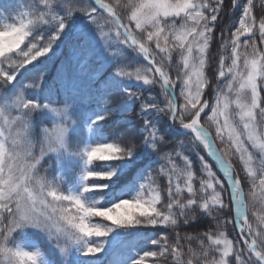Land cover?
<instances>
[{
  "label": "snow or ice",
  "instance_id": "obj_1",
  "mask_svg": "<svg viewBox=\"0 0 264 264\" xmlns=\"http://www.w3.org/2000/svg\"><path fill=\"white\" fill-rule=\"evenodd\" d=\"M255 8L16 0L0 9V264H264ZM232 11L238 19L222 26Z\"/></svg>",
  "mask_w": 264,
  "mask_h": 264
},
{
  "label": "trees",
  "instance_id": "obj_2",
  "mask_svg": "<svg viewBox=\"0 0 264 264\" xmlns=\"http://www.w3.org/2000/svg\"><path fill=\"white\" fill-rule=\"evenodd\" d=\"M15 3H16V0H0V9H3V8L11 9L12 7H15ZM225 3L227 5L228 3H230V0H225ZM255 3H256V8L254 9V11L257 14L264 13V6H261L260 0H255ZM238 16H239V12L238 11L230 12L228 15L225 16V19H224V21L222 23V26H228L229 24L233 23L234 21H236L238 19ZM243 39H245V38L242 37V40ZM213 43H214V46H215V41ZM65 54H66V50H65ZM177 58H178L177 55L174 53V61ZM217 61H218V57H217ZM59 66H60V58L55 59L53 62H51L49 64L48 73H47V78L49 80H51L55 76L56 71L59 68ZM29 67H31V65ZM215 67H216V62L214 61L213 64H212V69L210 70V74H214ZM171 75L173 77H175V75H176L175 70H173L171 72ZM155 91H158V89H156ZM206 93H207V90H206ZM262 94H264V93H262ZM206 111H207V109H206ZM35 122L37 124L48 125L49 120H48L47 117H43V116L37 115L35 117ZM170 135H174V134L170 133ZM76 139L79 140L80 137H76ZM179 139L183 140V139H185V137L181 136V137H179ZM233 162H234L235 166L237 167V171L240 173V176H241V179H242V183L246 185L245 190H247L248 184L246 182V178L244 176V173H243V170H242V166L239 164V161L235 157H233ZM98 163H102V162H98ZM160 183H161V186L164 187L166 185V179L161 177L160 178ZM251 218L252 217L250 216V219ZM203 230H204V226L203 225H201L200 227L194 229V231H203ZM152 231H157V230H152ZM159 231L164 232V231H170V230L160 229ZM183 231H193V229L192 228H186ZM227 231H228L229 238H233V236H235L237 234V230L234 229L233 225H229ZM34 239H36L39 243H41V245L43 247L45 246L46 243H45V241L42 238L34 237ZM129 240L131 241V238H129ZM131 244L133 246L137 245L139 248H142L143 250H147V247H144V242L143 241H139V242L131 241ZM149 246H152V245H149ZM152 247L157 249V246H152ZM241 247H243V244H241ZM122 251H124V250L120 251V253H119L120 255H123ZM52 255H53V258H55V255L54 254H52ZM109 259H111V257H109ZM152 259L153 258H151V257L148 258L149 261H151ZM158 259L161 260L162 264H171L170 258H168V259L158 258Z\"/></svg>",
  "mask_w": 264,
  "mask_h": 264
},
{
  "label": "rangeland",
  "instance_id": "obj_3",
  "mask_svg": "<svg viewBox=\"0 0 264 264\" xmlns=\"http://www.w3.org/2000/svg\"><path fill=\"white\" fill-rule=\"evenodd\" d=\"M202 116H203V114H202ZM48 125H49V123H48ZM210 130H212V129H210ZM243 184V183H242ZM244 185V187L246 188V185L245 184H243ZM45 246L44 247H48V245H47V242L45 241ZM133 246V245H132ZM133 247H135L137 250H140V251H144L142 248H139L137 245L136 246H133ZM144 247H147V250H157L156 248H154V247H152V246H149V245H147V244H145L144 243ZM52 254H54L55 255V253L53 252ZM122 254H124V251H122ZM103 254H101V256H102ZM154 259V258H153ZM148 264H151V261H149L148 260Z\"/></svg>",
  "mask_w": 264,
  "mask_h": 264
}]
</instances>
